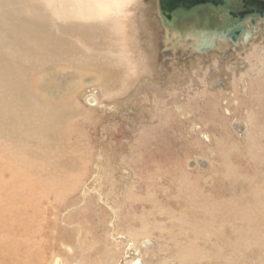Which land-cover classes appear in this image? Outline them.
Instances as JSON below:
<instances>
[{"label":"rangeland","instance_id":"1","mask_svg":"<svg viewBox=\"0 0 264 264\" xmlns=\"http://www.w3.org/2000/svg\"><path fill=\"white\" fill-rule=\"evenodd\" d=\"M109 17L125 23L120 86L55 75L75 86L70 154L82 161L53 192L15 203L4 162L20 157L0 151V264H264V32L189 55L165 48L156 0ZM50 170L25 182L41 188Z\"/></svg>","mask_w":264,"mask_h":264},{"label":"bare ground","instance_id":"2","mask_svg":"<svg viewBox=\"0 0 264 264\" xmlns=\"http://www.w3.org/2000/svg\"><path fill=\"white\" fill-rule=\"evenodd\" d=\"M133 1L0 0V151L16 153L15 156L20 157L17 159L12 156L9 157L11 159L9 162H4V164L8 163L5 166L6 171L8 167L12 171L10 181L19 182L12 187L18 188V192L17 195L10 197V201L16 203L24 199L30 201L41 199L44 190L53 192L55 183L60 182L59 175L78 165L80 159L75 154H70L76 149L69 138L75 131L74 119L82 115V112L73 102L74 95H71V92L75 89L74 84L69 85L66 82L68 79L64 80L65 76L58 79L56 71L62 70L63 73L71 69L75 74L87 73L92 77L93 82L102 86L105 92H114L123 81L126 65L121 63L127 61L125 58L127 52L123 54L127 36L125 23L112 19L109 15L110 12L127 10ZM248 27L251 28L249 24ZM257 29L256 35L264 32V23H258ZM254 36L253 34L248 42ZM177 38L173 35L171 39H166L164 36L167 43L165 48L171 49L170 47L175 44L173 48L175 50L172 51L181 49L188 54L189 50L184 46L195 41L184 39L178 44ZM241 40L239 45H242ZM229 44V41L217 39L214 49L219 48L223 52ZM34 80L37 93L41 97L34 89ZM84 82L85 79L80 80V83ZM258 87L261 88L260 83L257 84ZM253 92L252 89L251 100L259 97L257 96L259 91ZM92 99L95 102V98ZM248 119L252 120L249 116ZM1 141L2 145L10 148V151L1 146ZM84 150L86 151L85 148ZM45 166L51 170L49 180L43 183L41 188L37 187L38 183L25 182L31 172L38 173L40 168ZM39 177L30 179L33 181ZM4 187L7 188L6 185ZM226 206L234 212L235 205L227 203ZM262 206L264 207V196ZM24 210V207L22 209L19 207L20 222ZM3 213L4 210L0 209V214ZM247 214L248 212H245V215Z\"/></svg>","mask_w":264,"mask_h":264},{"label":"water","instance_id":"3","mask_svg":"<svg viewBox=\"0 0 264 264\" xmlns=\"http://www.w3.org/2000/svg\"><path fill=\"white\" fill-rule=\"evenodd\" d=\"M156 15L166 39L175 35L178 44L192 39L184 46L188 54H206L217 39L229 46H238L240 39L247 44L257 24L264 23V0H156Z\"/></svg>","mask_w":264,"mask_h":264}]
</instances>
